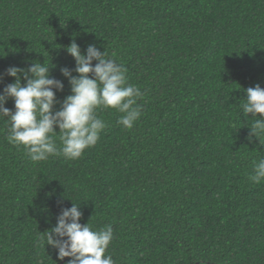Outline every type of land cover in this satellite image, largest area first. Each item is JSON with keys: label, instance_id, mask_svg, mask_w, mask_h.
Here are the masks:
<instances>
[{"label": "trees", "instance_id": "1", "mask_svg": "<svg viewBox=\"0 0 264 264\" xmlns=\"http://www.w3.org/2000/svg\"><path fill=\"white\" fill-rule=\"evenodd\" d=\"M73 40L128 69L142 114L126 129L101 110L94 146L41 162L0 119V264H68L38 238L73 202L82 225L113 226L115 264H264V180L249 179L264 145L239 108L264 88V0H0V92L7 68L38 61L62 103Z\"/></svg>", "mask_w": 264, "mask_h": 264}, {"label": "clouds", "instance_id": "2", "mask_svg": "<svg viewBox=\"0 0 264 264\" xmlns=\"http://www.w3.org/2000/svg\"><path fill=\"white\" fill-rule=\"evenodd\" d=\"M65 50L74 58L75 67L60 69L70 85V94L62 103L56 92L63 91L64 83L50 75L51 67L45 63L33 61L27 68L10 66L3 74L15 78L0 92V119H6L8 125L6 139L14 146H24L33 162L53 155L69 160L80 158L97 143L107 126L98 115L101 110L113 108L122 113L117 124L126 129H131L142 114L138 103L143 97L141 88L128 82V69L110 57L106 49L101 52L90 44L81 54L73 40ZM245 92L246 99L239 102V108L245 117L252 114L247 139L251 142L256 138L264 145V88L257 84ZM9 99L14 102V110L5 107ZM249 179L255 183L264 180V158L253 163ZM78 205L73 202L70 208L61 207L56 224L43 232L38 243L46 241L56 250L58 260L69 258L68 264H115L111 255H105L114 238L113 226L93 230L89 223L82 225Z\"/></svg>", "mask_w": 264, "mask_h": 264}, {"label": "water", "instance_id": "3", "mask_svg": "<svg viewBox=\"0 0 264 264\" xmlns=\"http://www.w3.org/2000/svg\"><path fill=\"white\" fill-rule=\"evenodd\" d=\"M65 261H63V262H61V263H59V264H63Z\"/></svg>", "mask_w": 264, "mask_h": 264}]
</instances>
